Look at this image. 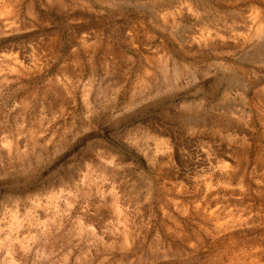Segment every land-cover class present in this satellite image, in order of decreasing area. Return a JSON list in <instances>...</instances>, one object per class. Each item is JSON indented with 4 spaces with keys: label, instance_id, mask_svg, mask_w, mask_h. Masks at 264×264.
Returning <instances> with one entry per match:
<instances>
[{
    "label": "rangeland",
    "instance_id": "1",
    "mask_svg": "<svg viewBox=\"0 0 264 264\" xmlns=\"http://www.w3.org/2000/svg\"><path fill=\"white\" fill-rule=\"evenodd\" d=\"M0 264H264V0H0Z\"/></svg>",
    "mask_w": 264,
    "mask_h": 264
},
{
    "label": "bare ground",
    "instance_id": "2",
    "mask_svg": "<svg viewBox=\"0 0 264 264\" xmlns=\"http://www.w3.org/2000/svg\"><path fill=\"white\" fill-rule=\"evenodd\" d=\"M155 61H156V60H155ZM154 66H155V65H154ZM159 71H160V70H159ZM162 74H163V73H162ZM162 74H161V77L163 76ZM151 76H152V75H151Z\"/></svg>",
    "mask_w": 264,
    "mask_h": 264
}]
</instances>
